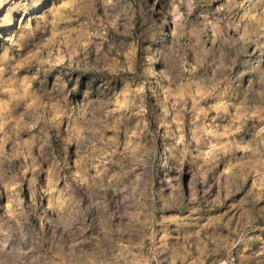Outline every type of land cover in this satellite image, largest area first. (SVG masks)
Wrapping results in <instances>:
<instances>
[{"label": "rangeland", "instance_id": "1", "mask_svg": "<svg viewBox=\"0 0 264 264\" xmlns=\"http://www.w3.org/2000/svg\"><path fill=\"white\" fill-rule=\"evenodd\" d=\"M0 264H264V0H0Z\"/></svg>", "mask_w": 264, "mask_h": 264}]
</instances>
